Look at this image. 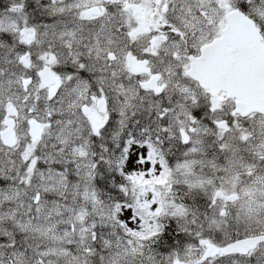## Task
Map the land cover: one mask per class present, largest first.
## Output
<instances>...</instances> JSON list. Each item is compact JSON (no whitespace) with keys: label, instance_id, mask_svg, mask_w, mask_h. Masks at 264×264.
<instances>
[{"label":"snow or ice","instance_id":"1","mask_svg":"<svg viewBox=\"0 0 264 264\" xmlns=\"http://www.w3.org/2000/svg\"><path fill=\"white\" fill-rule=\"evenodd\" d=\"M0 264H264V0H0Z\"/></svg>","mask_w":264,"mask_h":264},{"label":"trees","instance_id":"2","mask_svg":"<svg viewBox=\"0 0 264 264\" xmlns=\"http://www.w3.org/2000/svg\"><path fill=\"white\" fill-rule=\"evenodd\" d=\"M164 239L167 240L169 243L174 242V237H173V235L171 233L166 234ZM161 250H163V249H161Z\"/></svg>","mask_w":264,"mask_h":264}]
</instances>
